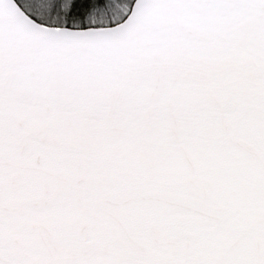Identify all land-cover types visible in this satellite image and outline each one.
<instances>
[{"label":"snow or ice","instance_id":"6c2138e0","mask_svg":"<svg viewBox=\"0 0 264 264\" xmlns=\"http://www.w3.org/2000/svg\"><path fill=\"white\" fill-rule=\"evenodd\" d=\"M0 264H264V0H0Z\"/></svg>","mask_w":264,"mask_h":264}]
</instances>
